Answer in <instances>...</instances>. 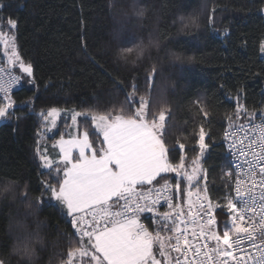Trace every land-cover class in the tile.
I'll return each instance as SVG.
<instances>
[{
  "label": "trees",
  "instance_id": "1",
  "mask_svg": "<svg viewBox=\"0 0 264 264\" xmlns=\"http://www.w3.org/2000/svg\"><path fill=\"white\" fill-rule=\"evenodd\" d=\"M2 3L4 30L8 31L7 18L17 20L14 31L18 51L33 65L35 87L22 81L12 96L16 102L13 115L0 120V258L15 264L13 244L38 234L42 238L39 264H61L66 259L77 237L71 235L68 218L59 205L49 199L48 193L41 196V181L54 183L55 171L49 174L40 167L36 146L39 143L52 150L51 144L60 135L68 137L72 133L71 120L65 115H70L69 110L127 109L125 97L132 90L133 80L138 98L147 90V73L153 65L157 73L152 81V104L170 109L165 136L170 159L179 160V153L173 151L177 138L186 144V163L195 155L190 150L194 139L191 133L204 118L193 101L203 97L211 138H206L210 148L202 162L208 170L212 195L224 193L221 165L231 169V163L221 139L226 126L223 117L235 109V101L229 97L242 90L245 98L240 102L250 110L264 107V56L259 52L264 42V0H127L128 13L122 22L113 16L119 0ZM133 3L146 9L143 17L132 13ZM213 8L215 22L209 25ZM189 17L198 18L199 26L185 27ZM153 21L158 22L155 28ZM149 39L157 41L158 47L140 58L132 55L126 61L120 57L121 48ZM0 59L9 68L2 45ZM50 107L64 111L52 135L46 133L38 116ZM256 115L260 116L259 111ZM78 127L92 132L90 120L78 118ZM185 136L189 137L187 141ZM90 139L96 137L90 135ZM162 177L174 180L173 173ZM164 179L158 177L159 183ZM213 180L215 183H211ZM5 187L9 191H3ZM15 193H20L23 210L16 207ZM29 201L35 211L27 207ZM147 226L152 227L149 222Z\"/></svg>",
  "mask_w": 264,
  "mask_h": 264
},
{
  "label": "snow or ice",
  "instance_id": "2",
  "mask_svg": "<svg viewBox=\"0 0 264 264\" xmlns=\"http://www.w3.org/2000/svg\"><path fill=\"white\" fill-rule=\"evenodd\" d=\"M3 8L0 0V12ZM131 11L143 17L146 9L133 3ZM214 12L215 8L208 17L209 25L215 22ZM6 24L8 31L0 18V45L9 65L0 67V120L13 115L16 102L10 93L15 86L24 81L35 87L33 65L17 49L14 30L18 22L7 18ZM198 26V18L193 17L185 24ZM150 47H158V42L149 39L147 45L124 47L119 55L126 61L132 55L140 58ZM259 52L264 54V42ZM17 66L20 74L12 71ZM156 73L153 65L147 73V90L138 98L133 80L125 97L127 109L65 113L73 127L78 118L90 120L92 132L86 127L67 139L60 135L52 146L57 159L47 147L36 146L40 167L49 174L55 171L54 183L41 181V196L48 193L59 205L74 229L71 235L77 237L76 246L68 248L61 264H264V107L250 110L240 102L245 98L242 90L229 97L235 101V109L223 117L222 139L234 170L221 165L224 193L213 196L202 162L210 148L206 138H211L203 97L193 101L204 118L191 133L190 150L195 155L186 163V144L177 138L173 151L179 153V160L173 162L165 140L170 109L153 106L151 100ZM28 104L31 107L32 101ZM61 114L58 107L38 113L46 132L57 128ZM167 173L175 174L174 184L162 177ZM158 177L164 179L162 185ZM23 195L27 198V193ZM161 201L167 211H159ZM144 214H152L154 230L142 222ZM29 243L30 236L24 242L25 254L31 251ZM0 264L9 261L0 258Z\"/></svg>",
  "mask_w": 264,
  "mask_h": 264
},
{
  "label": "clouds",
  "instance_id": "3",
  "mask_svg": "<svg viewBox=\"0 0 264 264\" xmlns=\"http://www.w3.org/2000/svg\"><path fill=\"white\" fill-rule=\"evenodd\" d=\"M128 13L127 9V0H119V3L115 7H113V16L115 19L119 21H123L125 14ZM157 21H153V28L156 27ZM147 45L148 42H143ZM154 47L147 48L145 53L146 54L150 49ZM3 193L0 192V196ZM16 195V207L18 210H23V206L19 200L20 193H15ZM28 208H31L35 211L34 205L31 203L27 205ZM19 239V238H18ZM31 251L28 254H25L23 251L24 243L17 242L14 243L11 249V256L16 258L15 264H39V253L38 249L42 247V238L39 235H32L30 236V243H29Z\"/></svg>",
  "mask_w": 264,
  "mask_h": 264
},
{
  "label": "built area",
  "instance_id": "4",
  "mask_svg": "<svg viewBox=\"0 0 264 264\" xmlns=\"http://www.w3.org/2000/svg\"><path fill=\"white\" fill-rule=\"evenodd\" d=\"M0 67H4L5 69L8 68V67L6 66V64H5L1 59H0ZM12 71H13V70H12ZM13 73L16 74L14 71H13ZM20 87H21V84L15 86V87L12 89L10 95L13 96L14 92L17 91ZM0 95H2V94H0ZM257 122H259V117H257ZM221 139H222V138H221ZM222 144H223V146H224V150H225V152H226V155L228 156L229 161H230V163H231V169L234 170V163H233V159H232L231 153H229V152L226 150V146H225V143H224L223 139H222ZM169 182L172 183V184H174V183H175V180H170ZM163 183H164V182H163ZM163 183H159V185H162ZM159 185H156V186L158 187ZM175 202L182 203V201H175ZM158 208H159V211H161V212H164V211H167V210H168L166 204H165L163 201H161V204L158 205ZM141 219H142V221H143V223H144L145 225H147L148 222H149V224H151L152 227H155V221H154V219H153L152 214H144V215H142ZM70 227H71V226H70ZM71 230H72V232H74V229L71 228ZM165 234H166V235H169V233H165Z\"/></svg>",
  "mask_w": 264,
  "mask_h": 264
},
{
  "label": "rangeland",
  "instance_id": "5",
  "mask_svg": "<svg viewBox=\"0 0 264 264\" xmlns=\"http://www.w3.org/2000/svg\"><path fill=\"white\" fill-rule=\"evenodd\" d=\"M10 34V33H9ZM17 49H18V47H17ZM263 56H264V54H262ZM5 57V59H6V63L8 64V62H7V57L6 56H4ZM9 66V65H8ZM13 69H15L16 71H19V69H18V66L17 67H14ZM62 115V114H61ZM59 120H60V118L58 119V122H57V128L55 129V130H53V132L52 133H48V132H46L48 135H52L53 133H55L57 130H58V127H59ZM69 131L70 132H72L71 134H78V133H82L84 130H79V127H78V124H77V126H75V127H73V126H71V123H70V125H69ZM66 139L67 138H69V136L68 137H65ZM59 139V138H58ZM57 140V139H56ZM55 140V141H56ZM55 143V142H54ZM53 143V144H54ZM53 144H51V146H53ZM45 147H47V146H45ZM56 151L58 152V149H56ZM49 154L53 157V159H54V157H55V152H52V150H51V148H50V150H49ZM175 175V174H174ZM159 258V257H158ZM85 260H87V258H85Z\"/></svg>",
  "mask_w": 264,
  "mask_h": 264
},
{
  "label": "crops",
  "instance_id": "6",
  "mask_svg": "<svg viewBox=\"0 0 264 264\" xmlns=\"http://www.w3.org/2000/svg\"><path fill=\"white\" fill-rule=\"evenodd\" d=\"M62 110V109H61ZM64 111L62 110V113H63ZM57 159V158H56ZM54 160H55V158H54ZM163 175V174H162ZM158 179V178H157ZM143 222V221H142ZM147 226V225H146ZM149 227V226H148ZM150 228V230H154L155 229V227H149ZM162 235H166L165 233H162Z\"/></svg>",
  "mask_w": 264,
  "mask_h": 264
}]
</instances>
